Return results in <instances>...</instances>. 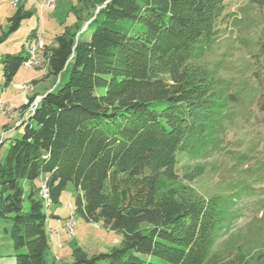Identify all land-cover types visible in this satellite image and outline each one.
Segmentation results:
<instances>
[{
  "label": "trees",
  "instance_id": "obj_1",
  "mask_svg": "<svg viewBox=\"0 0 264 264\" xmlns=\"http://www.w3.org/2000/svg\"><path fill=\"white\" fill-rule=\"evenodd\" d=\"M80 1L94 13L86 37L76 36L80 27L65 30L55 48L41 53L48 76L69 67L67 81L36 99L18 125L22 137L0 158V218L9 224L15 264H45L46 210L69 184L72 218L122 235L107 254L88 258L75 249L73 264H264V253L249 262L239 247L214 250L233 209L217 195L184 197L181 184L203 167H178L210 151L219 117L235 100L221 93L203 62L221 34L228 0ZM250 1L264 8V0ZM21 16L18 10L10 19L9 32ZM26 57L27 51L1 60L6 85ZM261 70L254 76L264 87ZM259 106L264 111V100Z\"/></svg>",
  "mask_w": 264,
  "mask_h": 264
},
{
  "label": "rangeland",
  "instance_id": "obj_2",
  "mask_svg": "<svg viewBox=\"0 0 264 264\" xmlns=\"http://www.w3.org/2000/svg\"><path fill=\"white\" fill-rule=\"evenodd\" d=\"M14 1L15 5L12 0H0V35L3 36L0 44V104L13 113L12 117L0 115V141H4L0 158L5 157L12 140L22 137L23 127L18 126V121H21L20 115H25L31 105L36 104L39 98L36 95L41 97L49 91L57 92L69 77V67L57 77L48 76L42 50L38 68L20 66L6 85L1 60L7 54L17 56L28 52L36 41L33 42V32L39 34L42 45L49 49L57 46L56 37L65 30L76 33L80 27L76 36L86 37L87 32H82L93 13L92 9L86 10L80 0ZM18 10L22 14L18 28L9 32L10 19ZM225 14L227 18L221 34L206 51L203 62L220 80L221 93L224 96L231 94L235 100L229 102L219 117L218 135L210 151L195 160L184 158L178 167H203L202 173L193 181L181 184L187 188L184 197L208 199L217 195L233 209L214 250L229 246L234 251L239 247L250 256L251 262L264 253V111L259 106L264 100V87L254 76L264 68V8H258L250 0H228ZM31 98L30 105L20 111ZM177 174L182 182L183 170L179 169ZM164 189L165 184L161 183L158 196ZM74 199V190L69 184L58 204L46 210L54 234L50 237L48 233L50 248L45 255V264H73L75 249L91 258L121 246V234L105 229L101 223L87 222L78 215L72 218ZM7 228L9 224L0 218V264H15L16 253L9 234L5 233Z\"/></svg>",
  "mask_w": 264,
  "mask_h": 264
},
{
  "label": "bare ground",
  "instance_id": "obj_3",
  "mask_svg": "<svg viewBox=\"0 0 264 264\" xmlns=\"http://www.w3.org/2000/svg\"><path fill=\"white\" fill-rule=\"evenodd\" d=\"M34 45H37V38H36V41H35ZM34 45L33 46H30V48H33ZM38 46H39V48L37 49V57L39 58L38 59V63H36V64H28V66H25V67H36V68H38L40 66V61H42V59L40 57V53L43 50L42 38H39L38 39ZM30 48H29V50L27 52V57H26V59L24 61L31 60V50H30ZM35 107H36V104H34V105L32 104L31 105V107L27 110L28 115L34 111ZM0 111H2L3 113H5V108H4V106L2 104H0ZM27 113H24V114H27ZM6 115L12 116L13 113L10 114V112H9ZM40 195H41V198H42L43 202H45L47 205H50L49 204L50 201L48 199V197H49L48 196V190L43 185L41 187Z\"/></svg>",
  "mask_w": 264,
  "mask_h": 264
},
{
  "label": "built area",
  "instance_id": "obj_4",
  "mask_svg": "<svg viewBox=\"0 0 264 264\" xmlns=\"http://www.w3.org/2000/svg\"><path fill=\"white\" fill-rule=\"evenodd\" d=\"M16 1L12 0V4L15 5ZM42 37V36H41ZM40 38L39 34H37V45H34L33 48H30L31 50V60L29 61H23L22 66H28V64H36L38 63V57H37V49L39 48L38 46V39ZM31 110V109H30ZM11 112V110H8L5 107V114H0L1 116H5L7 113ZM21 116V120H24L27 118L28 113L25 115H20Z\"/></svg>",
  "mask_w": 264,
  "mask_h": 264
},
{
  "label": "crops",
  "instance_id": "obj_5",
  "mask_svg": "<svg viewBox=\"0 0 264 264\" xmlns=\"http://www.w3.org/2000/svg\"><path fill=\"white\" fill-rule=\"evenodd\" d=\"M44 45V44H43ZM37 97H39V98H41L39 95H36ZM20 110H21V108H20ZM0 114H5V113H3L2 111H0ZM6 117H9V115H5ZM10 117H12V116H10ZM20 124V121H18V125ZM17 127H15V129H16ZM57 220V219H56ZM57 222V221H56ZM49 223H48V221H47V231H48V233L50 234V237L51 236H53V230H51V227H49ZM55 228V227H54ZM56 229V228H55ZM57 239H58V235L57 234H55L54 235V240L55 241H57Z\"/></svg>",
  "mask_w": 264,
  "mask_h": 264
},
{
  "label": "water",
  "instance_id": "obj_6",
  "mask_svg": "<svg viewBox=\"0 0 264 264\" xmlns=\"http://www.w3.org/2000/svg\"><path fill=\"white\" fill-rule=\"evenodd\" d=\"M41 99V98H40Z\"/></svg>",
  "mask_w": 264,
  "mask_h": 264
}]
</instances>
